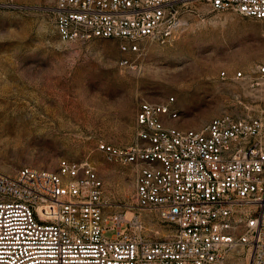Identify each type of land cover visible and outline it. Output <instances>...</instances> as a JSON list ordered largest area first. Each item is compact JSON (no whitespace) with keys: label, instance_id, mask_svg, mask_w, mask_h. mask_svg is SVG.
<instances>
[{"label":"built area","instance_id":"built-area-1","mask_svg":"<svg viewBox=\"0 0 264 264\" xmlns=\"http://www.w3.org/2000/svg\"><path fill=\"white\" fill-rule=\"evenodd\" d=\"M200 1L264 20V0ZM52 11L63 41L112 38L139 52L144 39L173 41L191 9L188 0H57ZM172 101L141 102L133 143L97 146L134 166L137 207L158 212L171 235L152 239L138 216L106 214L96 169L63 159L55 172H0V264H264V110L184 129L169 124L180 114Z\"/></svg>","mask_w":264,"mask_h":264},{"label":"rangeland","instance_id":"rangeland-1","mask_svg":"<svg viewBox=\"0 0 264 264\" xmlns=\"http://www.w3.org/2000/svg\"><path fill=\"white\" fill-rule=\"evenodd\" d=\"M56 1L0 0V172H55L63 159L88 161L103 180L106 214L135 210L146 236L167 237L172 224L137 207L134 166L109 161L98 143H133L142 101L173 97L180 114L169 124L184 129L261 113L264 20L188 0L187 24L173 41L144 39L141 51L123 52L112 38L63 41ZM237 71L245 77L236 79Z\"/></svg>","mask_w":264,"mask_h":264},{"label":"bare ground","instance_id":"bare-ground-1","mask_svg":"<svg viewBox=\"0 0 264 264\" xmlns=\"http://www.w3.org/2000/svg\"><path fill=\"white\" fill-rule=\"evenodd\" d=\"M129 209H130V208H129ZM134 211H135V210H134ZM134 211H132V210H128L127 213H126V214H127V217L130 218V217H132L133 215H135V214H134Z\"/></svg>","mask_w":264,"mask_h":264}]
</instances>
